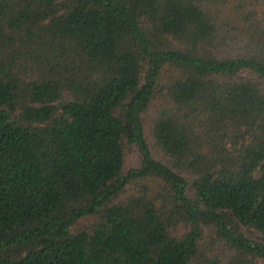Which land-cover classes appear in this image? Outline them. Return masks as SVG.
Masks as SVG:
<instances>
[{"label":"trees","instance_id":"16d2710c","mask_svg":"<svg viewBox=\"0 0 264 264\" xmlns=\"http://www.w3.org/2000/svg\"><path fill=\"white\" fill-rule=\"evenodd\" d=\"M0 264H264V0H0Z\"/></svg>","mask_w":264,"mask_h":264}]
</instances>
